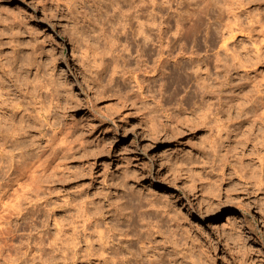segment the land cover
Returning a JSON list of instances; mask_svg holds the SVG:
<instances>
[{"label": "rangeland", "instance_id": "1", "mask_svg": "<svg viewBox=\"0 0 264 264\" xmlns=\"http://www.w3.org/2000/svg\"><path fill=\"white\" fill-rule=\"evenodd\" d=\"M163 1L164 44L177 42L153 72L158 55L123 37L112 58L91 9L77 43L81 7L71 26L64 0H0L2 53L35 46L56 79L24 101L18 174L20 149L0 141V264H264V0ZM208 99L247 140L208 144L196 117Z\"/></svg>", "mask_w": 264, "mask_h": 264}, {"label": "bare ground", "instance_id": "2", "mask_svg": "<svg viewBox=\"0 0 264 264\" xmlns=\"http://www.w3.org/2000/svg\"><path fill=\"white\" fill-rule=\"evenodd\" d=\"M163 2V0H84V2H81V0H64L62 3L67 10L66 12H63V15H66L69 22H72L71 18H75L72 14L74 7H81V10L78 9L77 14L79 13L78 15L81 17L83 24L80 25V27H77L78 34H76L75 40L77 43H80L83 37L88 33V26L91 24L89 21L88 12L91 9V11L93 13L95 12L94 14L97 16V22L94 23L95 29L99 27L105 32V43L107 45V50L111 55L112 53H116L117 50H115V52L113 51L115 48H117L116 45H120L119 40L123 37L125 43L122 44L125 46L131 45V48L133 46L141 48V52H144V54L147 55V58H149L152 54H157L159 58V64L153 68V72H158L162 69L163 62V59L160 57L165 54V58L168 59L171 52H173L175 49L177 42L176 37H171L164 44L163 39L167 33V30L163 28L161 21L158 20V18L161 17L160 12ZM181 2L182 1L180 0L179 3ZM58 5L59 3L55 6ZM72 25L73 22L71 26ZM107 29L109 30L110 35L108 34ZM178 29L179 28L176 27V31L173 33L176 34ZM2 45L3 40L0 36V109H4L2 113L4 115V124L3 127L1 126L2 124L0 125V128H3L0 129V137H3L4 140L0 141L3 144V142H7L6 138H10L9 141L11 145H14V147L20 149V151L15 154L17 156L16 159V156L14 157L13 153L9 154L10 162L8 166L9 170L7 169V172L9 171V174L14 175V173L18 174L17 171L20 170V163L23 164V162H26V154H28L27 151L29 150L27 148L29 143L23 141L21 144L18 142L19 137L28 135L30 127L29 114L26 116L27 107L24 105V101L29 103L27 99H31L32 95L34 94V89L38 85L42 86L43 84H49L54 87L53 89H56V79L48 80V78L44 77V74L46 73L45 62H38L33 58V54L37 50L35 46L31 48V53L27 56L21 53L23 50L22 47L15 48L10 54L2 53ZM126 48L128 49V47ZM183 50L184 47L181 46L179 54L182 55ZM117 54H115L116 57L118 56ZM114 56L112 58L115 59ZM219 64L220 63L215 64V67H218V72L221 71ZM31 65L37 68V72L34 74L33 79L29 80L26 77L25 71L31 69ZM147 66L148 65L145 67ZM116 67L117 66L115 65L113 69L115 70ZM9 81L11 82L9 84H11L13 88L7 87V83ZM32 81H34V83H32ZM204 86L206 85L203 84V87ZM13 90L18 91L20 94L19 97L23 98L20 99L19 97H16ZM229 97L230 99L226 101L228 106H226L224 103L225 107L230 108L232 112L236 111L237 113H241L244 111V109L241 108V103L237 102V98H232V95ZM208 101L209 102L206 104V107L203 105L199 106L196 117L198 120H201L199 123H201L202 127L207 133L209 145L215 146V144L221 142V139L224 135L225 138L226 136H229L231 141L234 142L236 146H239L240 142L248 139V135L245 134L246 132H244L241 127L242 123L235 124L236 126L231 129V127H229L230 124H225L224 121H220V116L217 115L219 112H223L225 110L223 109L224 107L221 110L218 109L216 112L211 114L212 110L210 105L212 104V101L210 99H208ZM39 108L42 111L43 107L40 106ZM19 114L21 115L20 119H17V122L16 118ZM223 114L224 113H222V116ZM255 137L256 134H253L252 139ZM17 144H21L22 146H18ZM0 150L3 151V148L0 147ZM18 168L19 170H17ZM189 169L191 170V168ZM10 176L7 175L8 179ZM1 184L2 182L0 185ZM129 199L133 200L134 198L129 197L128 200ZM138 202H141V200L138 199L137 203ZM152 207L153 205L151 204V209ZM145 211L146 210H141L139 212V219L145 216ZM137 220L138 219L135 217L130 219L132 229L136 227Z\"/></svg>", "mask_w": 264, "mask_h": 264}]
</instances>
